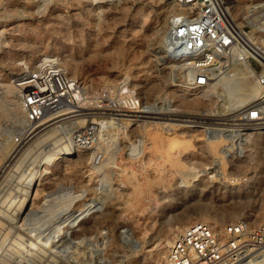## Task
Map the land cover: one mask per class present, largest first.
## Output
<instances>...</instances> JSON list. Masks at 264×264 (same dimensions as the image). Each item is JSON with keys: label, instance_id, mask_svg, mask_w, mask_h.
Here are the masks:
<instances>
[{"label": "rangeland", "instance_id": "1", "mask_svg": "<svg viewBox=\"0 0 264 264\" xmlns=\"http://www.w3.org/2000/svg\"><path fill=\"white\" fill-rule=\"evenodd\" d=\"M215 1L249 41L264 47V0ZM182 8L174 0H0V176L27 144L16 142L25 135L15 79L37 59L57 56L86 101L82 111L87 113V121L73 131L57 134L72 153L41 169L33 218L19 231L22 237L35 236V245H48V250L41 247L46 260L40 263L35 254L20 260L6 251L0 252V264H165V238L172 242L191 223L201 221L218 232L236 220H246L250 229L261 223L264 129L238 120L249 130L224 131L226 137L214 142L202 127L212 125L216 114L240 117L241 109L255 105L247 87L256 84L255 74L245 62L232 76L195 87L182 63L168 58L163 43L170 15ZM242 68L245 77H240ZM102 94L121 105L136 97L142 110L178 114L200 127L143 128L140 115L145 113L132 121L106 117L101 127ZM88 128L92 138L76 145L73 136ZM34 148L22 154L23 168L36 164L29 165L39 150ZM11 180L1 194L15 192ZM4 217L0 243L9 245L18 222ZM259 260L254 264H264Z\"/></svg>", "mask_w": 264, "mask_h": 264}, {"label": "built area", "instance_id": "2", "mask_svg": "<svg viewBox=\"0 0 264 264\" xmlns=\"http://www.w3.org/2000/svg\"><path fill=\"white\" fill-rule=\"evenodd\" d=\"M183 7L169 18V29L164 37L168 58L182 63L186 78L195 87H205L212 79L232 76L243 63H247L255 82L264 87V47L248 40L239 31L229 12L215 0H174ZM259 46L261 48H259ZM260 50V52H258ZM24 119L36 125L50 111L71 101L74 83L65 73L56 55L40 57L15 79ZM97 114L107 123L106 117H117L121 111L133 110V98L123 100L102 94ZM246 122L256 125L264 119V98L245 111ZM102 127V123H99ZM91 128L78 133L80 145L92 138ZM24 133L25 139L30 137ZM21 136L16 142H21ZM79 141V139H78ZM4 191V190H3ZM2 191V192H3ZM262 255L264 257V218L250 229L246 220L226 224L221 232L197 221L186 226L170 243V264H235L241 260Z\"/></svg>", "mask_w": 264, "mask_h": 264}, {"label": "bare ground", "instance_id": "3", "mask_svg": "<svg viewBox=\"0 0 264 264\" xmlns=\"http://www.w3.org/2000/svg\"><path fill=\"white\" fill-rule=\"evenodd\" d=\"M251 8H259V7H251ZM258 52H260V50H258ZM92 56H96V54H93ZM246 72H247L246 68L240 69V72H239L241 74L240 77H245ZM247 87H248V90L250 89V91L252 92V99L251 100H257L258 101L261 98H264L263 88L261 86H259L258 84L254 83V84L247 86ZM71 89L72 90L70 93H71V99L72 100L67 104L68 106L65 108L59 109V110H55L54 112H52V114H48L46 117H44L43 120H41L36 125H33V124L29 125L25 121V119L22 117V125H23V129H24V133L28 132V134H27L28 136L30 134H32V135H30V137H28L27 139H25L26 136L23 137V139H22L23 142L27 143V144H25L26 147H24L25 148V150H23L24 152L22 151L21 155H19L18 158H16L14 161L7 163L6 167H4L1 170V171H3V175H2V177L0 176L1 177L0 178V194H1L4 186L8 183V180H11V179H12L11 181L15 182L16 190H15V192H12V193L11 192H4L1 194L0 206H1V209H2V207L4 208V211L0 210V213L1 212L3 213V214H0V216L1 217L3 216V218H5L4 217V215H5L6 217L9 218V221H11V223H12V220L14 221L15 224H16V222H18V223H17V225L13 226L16 228L15 229L16 234L14 236L15 239L12 240L9 243V245H7V244L2 245V243H0V252L5 253L6 251H12L16 254V256L18 254V256L20 257L19 258L20 260L27 258V256H32L33 254H35V255H37V259H38L37 261H40V263H41V260L42 261L46 260L45 255L48 254V253H46L45 250H43L41 248V247H44V249H47L48 245H35V243L37 242L35 239V236L31 237L32 236L31 235L29 237L28 236L22 237L21 236L22 234L20 235L19 231L24 229V226H25L24 224L26 223V220L33 218L32 216L34 214V212H33L34 209L32 208V205L35 203V200L37 199V197L40 194L41 183L39 181V177H40L41 169L42 168L44 169V167L47 168L48 166L55 163L58 159L63 158L64 156L70 155L72 153L70 147L68 146V143L66 142V140L65 139L63 140L62 136L59 137V136H57V134H60V132H63L64 134H68L69 132L73 131L77 125L87 121L85 118V115L87 113L82 111L84 108H86L85 106L83 107V103H85L86 101L84 100V98L81 97V95L78 93V91L75 89V87H72ZM124 91H126V89ZM133 99H134L133 103H134L135 108L133 110H126V111H129L131 113H127V112L125 113L124 111H121V113L119 115H122L125 117L119 118V116H118L117 120L121 119L124 121H132L131 117H138V115H140L141 113H145V114L140 115V117H142L140 127H143V128H145L146 125H152L157 131L163 130V131L168 132L177 126L188 127L191 129L200 127V125L195 124V123L190 124V122H192L194 120L176 118L175 116H177V117L181 116L178 114L177 115L174 114L175 115L174 117L173 116L172 117H168V116L164 117L165 112H162V111H150V110H146V109L142 110L141 102H139V100L136 99V97H134ZM242 105H244V104H242ZM245 105H246V103H245ZM251 105H252V102H251ZM239 108H241V107H239ZM246 109L247 108L241 109L243 111L238 112V113H242V115L240 117L235 116L236 115L235 113H234V115H230V116H225L224 114H216V116H218V117H215V120H216L215 122L210 123L212 125H206V126L202 125V127L205 129V133L207 134L208 139H210L211 141H214V142H218L220 140H223L224 137H226V136H224V134H222L224 131H228V130L233 129V130H238V131L244 132L246 130H249L247 128V126H249L250 124L248 125L245 122H244L245 124L237 123L238 120H241V121L246 120V118H245ZM234 110H232V111H234ZM201 115H203V114H201ZM211 118H213V117H211ZM112 119H115V117H112ZM117 120H115V121H117ZM185 122H188V123H185ZM100 123L103 124V120H100ZM256 125H259V126H257V128L255 127L256 130L264 129V119L261 121H258ZM39 129L41 130L40 133L37 132V131H40ZM77 136H78V133H76L75 136H73L74 142L76 143V145L80 144V140L83 139L82 137H80V138H78L79 139V141H78V139H76ZM140 138H138V141L142 139V138L141 139ZM139 142H142V141H139ZM43 145H44V147H48V148L43 150L44 152H42V150H40V147H42ZM139 146H140V143H139ZM34 147H36L39 150H38V152L36 151L37 153L34 151L35 155L32 157L29 165H31L32 162H36V164H34L33 166L31 165V167L26 166L25 168H23L22 163H23L24 159H23L22 154L25 153V151L30 152V151L35 150ZM77 149H79V148L76 147V150ZM135 150L137 151L138 148ZM136 151H135V153H136ZM74 152H75V150H74ZM133 155H135V154H133ZM216 163L218 165L222 164L220 158H218ZM2 167L3 166H0V169ZM9 183H10V181H9ZM10 185H11V183H10ZM10 185H8V187ZM11 186H13V185H11ZM89 210L90 209H87L86 213H84V214H82L83 213V210H82V212L80 213L81 216L79 218L84 217ZM12 216H15L16 221L14 220V217H12ZM18 217H20V218H18ZM27 222H29V221H27ZM8 225H10V224H8ZM3 226H6V224ZM10 228H12V227H10ZM13 230H14V228H13ZM17 230H18V232H17ZM5 231L6 232L3 231V234L1 233L3 235L2 242H3V240H5L7 234L9 235V232H10L9 229L5 230ZM36 237H38V236H36ZM0 238H1V236H0ZM7 240L9 242V239H7ZM38 240H40V239L38 238ZM165 240H166V242H165L166 247L168 246V249H169L171 242L168 238H165ZM4 243H6V242H4ZM43 243H45V242H43ZM46 246H47V248H45ZM50 246H52V245H50ZM9 256H10V254H9ZM259 259H264V257H262V255H258L254 258L251 257L248 260H241V262L239 261L238 263H235V264H254V263L260 261ZM15 261H17V260H15ZM164 261H165V264H170V262L168 260V255H166ZM260 263H258V264H260Z\"/></svg>", "mask_w": 264, "mask_h": 264}]
</instances>
